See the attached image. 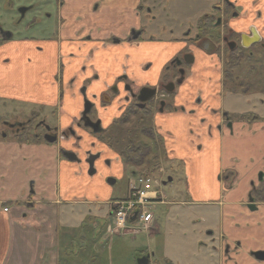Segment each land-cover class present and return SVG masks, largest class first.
<instances>
[{
    "label": "flooded vegetation",
    "instance_id": "1",
    "mask_svg": "<svg viewBox=\"0 0 264 264\" xmlns=\"http://www.w3.org/2000/svg\"><path fill=\"white\" fill-rule=\"evenodd\" d=\"M203 1L207 4H198L193 21L177 28L162 24L167 13L160 0H133L139 27L128 29L129 21L115 20L107 9L102 24L116 23L120 31L95 42L87 33L79 37L81 28L66 43L57 40L64 0H55L53 39L14 38L0 24V48L9 52L22 44L37 56L46 43L58 42V58L46 55L47 71L55 66V72L45 86L55 101L39 106L56 110L47 116L33 111L5 124L16 140L27 133L47 143L65 142L61 155L90 177L102 170L104 182L113 185L114 164L120 163L136 178L151 171L156 189L175 179L186 183V177L189 186L194 160L179 159L175 144L188 152L189 137L197 136L192 148L199 151L202 139L215 137L216 163L206 160L203 180L182 200L190 247L183 255L151 258L147 264H264V0ZM39 2L16 7L15 27ZM103 2L92 8L97 11ZM0 8L12 11L14 0H0ZM36 24L33 17L26 26ZM166 46L173 52H163ZM169 114L187 115L185 122L175 121L180 136L166 128ZM164 198L157 196V203Z\"/></svg>",
    "mask_w": 264,
    "mask_h": 264
},
{
    "label": "crops",
    "instance_id": "2",
    "mask_svg": "<svg viewBox=\"0 0 264 264\" xmlns=\"http://www.w3.org/2000/svg\"><path fill=\"white\" fill-rule=\"evenodd\" d=\"M97 1L100 0H64L60 11L63 24L56 39L66 43L75 35L73 31L80 28L82 34L79 37L87 33L91 42L103 39L109 31L117 35L120 30L115 26L116 23L105 27L101 22V17L107 9L115 20L124 18L129 21L125 28L128 29L130 25L139 27L134 17L133 0H105L95 11L92 5ZM250 1L238 0L240 4ZM57 40L53 41L52 47L46 43L44 51L37 56L32 48L22 44H15L19 47L13 46L12 52L5 47L0 48L1 99L52 106L56 95L52 89L46 88L45 80L50 78L49 73L55 72V66L52 64L54 68L49 70L50 72L47 71L46 55L50 54L52 60L58 58ZM172 48L166 46L163 52L171 53ZM94 65L95 68L100 67L99 62ZM66 110L71 112L69 108ZM186 116L169 114L171 118L165 122L166 128L176 135L181 134L175 121L185 122L188 118ZM194 117L195 115L190 116L192 123L195 122ZM196 137H189V144L192 146L188 152L183 151L182 144H175L174 147L179 159L190 155V159L195 160L197 164L200 162L203 167L208 163L204 158L206 155L211 154L212 158L218 155L214 151L218 146L215 137L204 138L201 140L203 149L194 151L192 147H195L193 141H196ZM65 144L19 141L0 134V264H62L61 248L64 245V250L68 253L65 259L72 262L77 253H73L69 248L75 241H79L78 238L84 240L90 233L94 238L95 231L100 236L103 231L109 230L110 224L113 223L108 203L109 199H114L108 198L112 194L111 188L104 181L92 180L82 167L64 158L60 146ZM209 148L212 152L208 153ZM194 166L192 163L188 169L189 177L198 171ZM112 174L120 176L118 171ZM130 180L127 192L121 199L127 198ZM193 186L196 188L195 183ZM156 190L159 195L165 197L161 187ZM176 202L178 204H172L165 197L163 203L153 201L149 205L155 226L152 228L153 232L147 234L151 238L152 235H163V247L160 249L162 257L175 258L176 255H183L190 247L191 227L187 224L182 200ZM155 205H165V212L156 216L153 212ZM4 208H7V211ZM129 223L130 227H136L133 220ZM85 225L88 227L85 228ZM134 228L132 232L139 233L135 232ZM138 257L140 256L136 255V258ZM68 261H65V264H71Z\"/></svg>",
    "mask_w": 264,
    "mask_h": 264
},
{
    "label": "rangeland",
    "instance_id": "3",
    "mask_svg": "<svg viewBox=\"0 0 264 264\" xmlns=\"http://www.w3.org/2000/svg\"><path fill=\"white\" fill-rule=\"evenodd\" d=\"M32 1L33 0H14V9L12 11H9L8 13L0 12V24L4 29L12 31L14 33V38L20 35L21 38L32 36L37 39H53V36L57 33L55 17L56 14L54 7L55 0H39L40 5L34 10L27 11L23 19L19 22L17 27H15L16 25L14 22L18 18V10H16V7L18 5H26ZM160 1L162 4V8H164V10H166L165 12L167 13L166 18L164 19L167 23L165 22L162 24H165L167 28H171L172 26L174 28H177L181 25H189L193 21V14L196 7H198V4H207V2L203 0ZM48 13L50 14V17L47 18L46 16L48 15ZM33 17L37 19V24L27 27L26 25L32 20ZM17 30L19 31L18 34H16ZM54 110H56V108H39V106L34 105L31 102L21 103L12 99L8 100L0 98V133L1 135L5 133L7 137L13 139V137L11 136L13 131L5 124L7 121L14 120L17 116L24 120L33 111L40 113L41 116H47L50 115V112ZM205 159L208 160L211 165H214L216 163V157L212 158L211 155H208V158L205 157ZM119 164L120 163L114 164V168L118 169V172L120 174V176L115 175L117 176L115 183L113 185L111 183L110 185L105 180V183L111 188L112 193L110 194L111 197L108 196V198H123L127 192L129 179H131L132 181L137 179L136 176L133 177L131 175L129 169L124 168L123 170V166ZM193 164L195 165L193 168L196 170L198 169V171H196L194 175H190L191 177L188 176V187L187 177L186 183L185 179L184 181L175 179L172 183L161 185V190L167 200H183L186 194H188L189 191L191 192V189L194 190L193 183L198 184V182H201L203 180L201 178V163L199 162V164H197L194 160ZM90 178L94 181L98 180L103 182L105 174L102 170H100L97 172V174L91 176ZM105 189L106 188H104V190ZM165 208V205H155L153 212L156 216H159L161 212H165ZM111 216L113 218V215ZM134 220L135 219H133V223L136 222ZM163 221L164 220L161 221V224H163ZM153 223L154 221L144 223L140 222L139 227V222L137 221L135 224L138 227H135V232L139 233L134 234L132 232L134 228L133 226L129 228H127L126 226L120 227V225H118L117 222L113 219V223H111L109 226L110 231H103L100 236L96 234L95 231L94 238H92V235L90 233L87 234L84 240L82 238H78L79 241L74 242L73 246L69 248V250H72L73 253H75V251L77 253V255L73 257L72 262H69V259H65L68 253L66 250H64V248H66L65 245L62 246V264H65V261H68L71 264H136V255H139V258H147V261L151 258L162 260L160 249H162L163 247V235H152L153 237L151 238L147 234L153 232ZM127 224L131 225L129 222H127ZM145 226H148L149 228L147 227L148 229H145ZM86 227H88V225H85V228ZM83 241L84 243L81 244V242ZM71 244H69V246ZM151 253H154L153 257ZM148 264H150V262Z\"/></svg>",
    "mask_w": 264,
    "mask_h": 264
},
{
    "label": "built area",
    "instance_id": "4",
    "mask_svg": "<svg viewBox=\"0 0 264 264\" xmlns=\"http://www.w3.org/2000/svg\"><path fill=\"white\" fill-rule=\"evenodd\" d=\"M156 186L157 181L150 176H140L136 180L130 181L127 198L109 203L114 221L120 227L126 226L127 228L130 227L127 222L133 219L139 222V227L140 222H152L153 214L149 210V205L157 199ZM4 210L6 211L7 208ZM147 227L145 229L149 228Z\"/></svg>",
    "mask_w": 264,
    "mask_h": 264
},
{
    "label": "trees",
    "instance_id": "5",
    "mask_svg": "<svg viewBox=\"0 0 264 264\" xmlns=\"http://www.w3.org/2000/svg\"><path fill=\"white\" fill-rule=\"evenodd\" d=\"M27 133H25L24 137H20L18 138L19 141H28V142H41L43 140L41 139H35V138H32L30 135H26ZM142 176H145V177H148V176H151L152 175V172L151 171H148V172H142L141 173Z\"/></svg>",
    "mask_w": 264,
    "mask_h": 264
},
{
    "label": "water",
    "instance_id": "6",
    "mask_svg": "<svg viewBox=\"0 0 264 264\" xmlns=\"http://www.w3.org/2000/svg\"><path fill=\"white\" fill-rule=\"evenodd\" d=\"M48 140V139H47ZM51 141V140H50ZM69 160H71L70 158H68ZM137 264H147V258L145 257H141V258H137L136 260Z\"/></svg>",
    "mask_w": 264,
    "mask_h": 264
},
{
    "label": "bare ground",
    "instance_id": "7",
    "mask_svg": "<svg viewBox=\"0 0 264 264\" xmlns=\"http://www.w3.org/2000/svg\"><path fill=\"white\" fill-rule=\"evenodd\" d=\"M256 234V233H255Z\"/></svg>",
    "mask_w": 264,
    "mask_h": 264
}]
</instances>
